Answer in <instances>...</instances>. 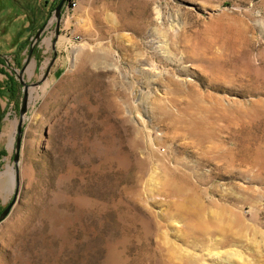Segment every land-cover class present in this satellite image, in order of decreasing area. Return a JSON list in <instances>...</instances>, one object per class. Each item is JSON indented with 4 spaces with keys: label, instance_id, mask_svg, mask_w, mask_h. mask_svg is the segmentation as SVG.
Segmentation results:
<instances>
[{
    "label": "rangeland",
    "instance_id": "obj_1",
    "mask_svg": "<svg viewBox=\"0 0 264 264\" xmlns=\"http://www.w3.org/2000/svg\"><path fill=\"white\" fill-rule=\"evenodd\" d=\"M52 17L0 59V264H264V0H78L58 68Z\"/></svg>",
    "mask_w": 264,
    "mask_h": 264
},
{
    "label": "crops",
    "instance_id": "obj_2",
    "mask_svg": "<svg viewBox=\"0 0 264 264\" xmlns=\"http://www.w3.org/2000/svg\"><path fill=\"white\" fill-rule=\"evenodd\" d=\"M13 1L16 6H19L18 0ZM54 5L55 3L50 4L47 0H25L23 7H21L22 10L20 15H18V13H10L9 16L5 18L0 17V59H6L7 56H9L13 58L14 63L17 64L24 56L22 62H25L35 34L44 25H47L45 24L46 15L51 11ZM67 29L68 23H60L58 40L54 45H51V50L53 52L51 64H54L55 68H58L59 62L58 56L56 57V52H59V49L64 44V36L66 37L68 35L66 32ZM41 37L42 42L34 47L31 56L32 59L28 62H34L35 66L38 63V59L35 61V55L38 53L44 54L49 49L48 36L44 34ZM1 67L2 65H0V68Z\"/></svg>",
    "mask_w": 264,
    "mask_h": 264
},
{
    "label": "water",
    "instance_id": "obj_3",
    "mask_svg": "<svg viewBox=\"0 0 264 264\" xmlns=\"http://www.w3.org/2000/svg\"><path fill=\"white\" fill-rule=\"evenodd\" d=\"M68 0H59L57 5L55 6L53 10V19L55 20V27H54V33H53V39H52V44L54 45L56 41L58 40L59 37V27L61 23V13L63 11L64 6L66 5ZM46 25H44L41 29L37 31L35 34L32 43H31V48L29 50V53L27 55V59L25 60V64H28V62L31 59L34 47L40 42L41 36L43 34L44 28ZM25 69V66L21 69V72H23ZM49 70V69H48ZM47 70V74H48ZM23 90H22V99L20 103V108H19V119L16 125V137L14 141V148H13V165H14V182H15V190L13 193V197L11 201L8 203V205L1 211L0 213V223L5 220V218L8 216L9 212L11 211L13 205L16 202V197H17V189H18V162H19V157H20V148H21V140H22V123L23 119L27 114V107L29 103V93L28 89L30 87L38 86V82L32 84V85H27L21 81V77H18Z\"/></svg>",
    "mask_w": 264,
    "mask_h": 264
},
{
    "label": "trees",
    "instance_id": "obj_4",
    "mask_svg": "<svg viewBox=\"0 0 264 264\" xmlns=\"http://www.w3.org/2000/svg\"><path fill=\"white\" fill-rule=\"evenodd\" d=\"M55 6L56 5H54V6H52V9H51V11H53L54 10V8H55ZM50 11V12H51ZM0 64L1 65H3L4 67L6 66L4 63H2V62H0ZM0 73H2L3 75H6L5 73H4V71L2 70V69H0ZM7 76V75H6ZM8 80H11V82H12V90H11V97L13 98V99H15V101L17 102L18 101V98H19V85H18V83L16 82V81H13V79L10 77H8Z\"/></svg>",
    "mask_w": 264,
    "mask_h": 264
},
{
    "label": "built area",
    "instance_id": "obj_5",
    "mask_svg": "<svg viewBox=\"0 0 264 264\" xmlns=\"http://www.w3.org/2000/svg\"><path fill=\"white\" fill-rule=\"evenodd\" d=\"M50 4L56 3L58 0H47ZM77 1L78 0H68V4L62 11V16L68 17L69 14L74 11V9L77 6Z\"/></svg>",
    "mask_w": 264,
    "mask_h": 264
}]
</instances>
